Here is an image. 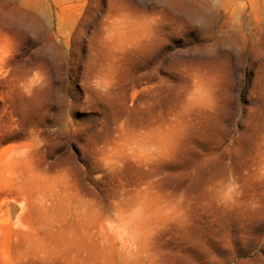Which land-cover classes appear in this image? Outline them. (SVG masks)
Instances as JSON below:
<instances>
[{
    "label": "rangeland",
    "instance_id": "obj_1",
    "mask_svg": "<svg viewBox=\"0 0 264 264\" xmlns=\"http://www.w3.org/2000/svg\"><path fill=\"white\" fill-rule=\"evenodd\" d=\"M258 81L264 0H0V264H264Z\"/></svg>",
    "mask_w": 264,
    "mask_h": 264
},
{
    "label": "snow or ice",
    "instance_id": "obj_2",
    "mask_svg": "<svg viewBox=\"0 0 264 264\" xmlns=\"http://www.w3.org/2000/svg\"><path fill=\"white\" fill-rule=\"evenodd\" d=\"M181 71H183V69H181ZM255 88L257 90H261L264 89V81H258L257 84L255 85ZM237 119H240V117H237ZM89 133H92L93 135H95L94 130L93 129H82L81 130V138H83L84 136L88 135ZM194 255H197V258L201 260V264H203V258L200 257L198 254L194 253Z\"/></svg>",
    "mask_w": 264,
    "mask_h": 264
}]
</instances>
